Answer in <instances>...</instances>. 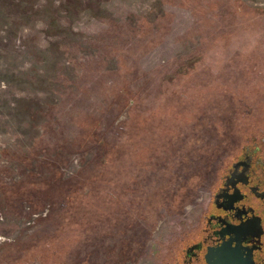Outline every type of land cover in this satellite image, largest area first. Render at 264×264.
I'll list each match as a JSON object with an SVG mask.
<instances>
[{"label": "rangeland", "instance_id": "1", "mask_svg": "<svg viewBox=\"0 0 264 264\" xmlns=\"http://www.w3.org/2000/svg\"><path fill=\"white\" fill-rule=\"evenodd\" d=\"M264 157V0H0V264H176Z\"/></svg>", "mask_w": 264, "mask_h": 264}, {"label": "flooded vegetation", "instance_id": "2", "mask_svg": "<svg viewBox=\"0 0 264 264\" xmlns=\"http://www.w3.org/2000/svg\"><path fill=\"white\" fill-rule=\"evenodd\" d=\"M256 145L242 153L221 177L209 200L196 242L185 247L176 264H208L222 245L242 249L248 264H264V157ZM240 254V253H239Z\"/></svg>", "mask_w": 264, "mask_h": 264}, {"label": "water", "instance_id": "3", "mask_svg": "<svg viewBox=\"0 0 264 264\" xmlns=\"http://www.w3.org/2000/svg\"><path fill=\"white\" fill-rule=\"evenodd\" d=\"M241 251L240 248H231L224 244L209 256L208 264H248Z\"/></svg>", "mask_w": 264, "mask_h": 264}]
</instances>
